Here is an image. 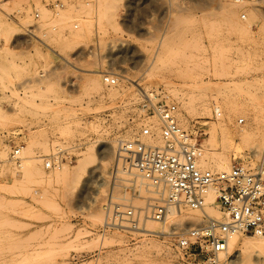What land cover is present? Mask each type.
I'll return each instance as SVG.
<instances>
[{
  "label": "rangeland",
  "instance_id": "obj_1",
  "mask_svg": "<svg viewBox=\"0 0 264 264\" xmlns=\"http://www.w3.org/2000/svg\"><path fill=\"white\" fill-rule=\"evenodd\" d=\"M55 1L64 7L56 11L45 7ZM228 3L235 4L233 0H118L113 9L116 17L111 19V15L110 22L102 16L101 0H0V8L16 14L21 25L31 24L33 12L38 10L39 23L49 32L46 42L73 65L67 67L65 59L36 42L15 46L13 39L20 28L0 14V33L7 24L13 29V33H5L7 36L0 34V111L4 115L0 121V264H188L178 261L168 242L159 237L144 235L134 244L123 232L102 233L103 205L112 199L144 208L145 215L151 203L143 205L144 197L156 199L151 198V194L155 196L151 191L140 193L133 176L138 173H118L116 179L112 173L119 142L131 139L141 122L156 123L140 108L144 94L176 104L185 117L184 128L194 122L203 125L207 134L203 141L211 124L221 119L213 110L215 99L221 104L230 99L244 105L236 114L221 110L232 131H264V0H244L241 7H234L235 15L227 11ZM113 21L123 33L113 31ZM53 27L56 32H51ZM81 28L87 30L81 45H68L74 49L63 50L57 37L69 38ZM104 45H113L111 56ZM94 57L101 61L94 69L102 71L104 67L103 71L123 77L116 87L102 84L98 95L84 98L76 88L84 77L78 69L90 67ZM110 59L115 63H107ZM57 66L60 68L53 70ZM42 69L49 72L44 79L39 78ZM67 76L75 82L73 92L63 85ZM25 81L26 85L22 84ZM58 81L59 89L51 92L52 83ZM20 83L23 86L18 87ZM205 85L211 91L196 101L199 94L195 87ZM226 85L245 91L223 90L217 97L215 89ZM173 90L182 94L175 96ZM190 93L196 101L193 116L183 107V94L188 97ZM200 102L211 106L210 117L203 115ZM131 115H135L133 121ZM240 119L244 123L239 124ZM91 124L97 125V131L90 130ZM35 138L45 140L47 147L32 144ZM105 142L116 145L113 159L105 157L98 162L86 179L88 183L85 181L74 194L62 195L65 182L48 181L59 167L58 154L65 160L60 166L71 168L88 146L100 149ZM261 143L260 151L249 149L238 156L230 153L229 160L250 168L263 167L264 141ZM202 145L204 148V142ZM16 150L20 153L15 155ZM49 161L53 166L47 169ZM28 168L34 169L32 179L26 174ZM190 216L195 215L183 210L176 220ZM205 220L202 216L199 222L188 221L186 228ZM160 226L152 231L163 233V224ZM79 234L83 235L76 241ZM242 236L248 239L252 235ZM238 251L218 259L217 264H233ZM76 257L84 259L75 262ZM191 264L208 263L202 258Z\"/></svg>",
  "mask_w": 264,
  "mask_h": 264
},
{
  "label": "built area",
  "instance_id": "obj_2",
  "mask_svg": "<svg viewBox=\"0 0 264 264\" xmlns=\"http://www.w3.org/2000/svg\"><path fill=\"white\" fill-rule=\"evenodd\" d=\"M237 3L240 0H234ZM47 9H62V3L55 1L45 5ZM7 19L17 22L20 32L14 36L17 47H27L33 42L51 49L59 59L62 56L50 48L47 41L49 32L40 22L38 10L33 12V22L27 25L18 23L14 13H6ZM51 32H56L53 27ZM64 60V59H63ZM67 67L71 62L64 60ZM60 68L54 67L53 70ZM49 72L40 71L39 78L44 79ZM101 83L106 87H116L121 75L113 72H101ZM67 91H73L75 84L72 78L63 83ZM144 94L141 110L156 119V123H142L131 139L119 142L116 161L112 173H138L147 186L152 189L156 199L148 206L146 214L142 209L116 203L108 199L103 205L105 221L102 233L120 231L136 243L141 236H153L164 239L169 244L170 253L180 262L197 263L204 258L208 264H217L218 257L228 248L229 239L236 234L252 235L264 239V170L234 163L228 171H214L201 166L203 156L204 126L194 122L184 128L178 119V107L165 99H158ZM216 115L219 117L220 114ZM135 119L131 115L130 121ZM244 123L240 119L239 124ZM146 139H150L149 141ZM159 139L160 143H156ZM17 151V150H16ZM15 151V155L18 154ZM62 153L58 154L56 163L63 161ZM53 166L47 162V169ZM216 192V206L222 219L207 218L202 223L192 224L187 229L172 227L164 233L146 231L143 219L163 222L170 210L197 211L204 214L207 196ZM84 258H75V262Z\"/></svg>",
  "mask_w": 264,
  "mask_h": 264
},
{
  "label": "bare ground",
  "instance_id": "obj_3",
  "mask_svg": "<svg viewBox=\"0 0 264 264\" xmlns=\"http://www.w3.org/2000/svg\"><path fill=\"white\" fill-rule=\"evenodd\" d=\"M101 1H102V8H103V15L102 16H104L105 19H108L111 22L112 21L111 19H114L116 17V16H114L115 12H114L113 9L115 8V6H117V1L118 0H101ZM234 2H235V4L234 3L233 4H231V3L227 4L228 5V10L227 11L235 15L236 11H235L234 7L235 6L241 7L242 4H244V0H240L238 3L236 1H234ZM111 15H112L113 18L110 17ZM107 16H109V17L106 18ZM242 17L244 18L245 16H242ZM113 24H114V21H113V23L111 25L115 29L113 31L114 32H118V29H119L120 26L117 28L116 26H113ZM115 24H116V22H115ZM116 25H118V23ZM11 28H12V26L9 25V24L2 26V33H0V34L6 35L8 33L7 35H9V32H11V31H12L11 33H13V29L11 30ZM75 28H77V27H75ZM17 30H15L14 32H17ZM119 30H120L119 33H121L123 31L121 28ZM18 32H19V30H18ZM85 32L87 33V30L84 29V28H81L80 30H78V32H75V34H73L69 38H66V37L58 38L59 37L58 36L57 39H58V42L61 45L60 47H62L63 50L65 49V51H66L67 48H68L67 51H72L70 49H74V48H72L73 46L69 48L68 45H70V46L71 45H75L76 47L80 46L81 45L80 42H81V40H83L82 37L84 36ZM58 42H57V40L55 42V43H57L56 44L57 47H59L58 46L59 45ZM124 44H126V43H124ZM6 45H9V44L6 42ZM113 45L111 46L112 48L108 46L109 50L107 49L109 51L108 54L110 56H111L110 53L112 52V49H113ZM8 47H7V49H10ZM104 47L108 48L107 45H104ZM121 47H123V45ZM5 48L6 47L4 46V49ZM62 49L60 48L59 51L64 53V51H62ZM10 51H6V52H10ZM12 51H14V49ZM67 54H69V53H67ZM67 54H64V55H67ZM101 58H102L101 61L102 60L104 61V58L103 57H101ZM130 58H132V57H130ZM66 60H68V59L66 58ZM68 61H70V60H68ZM98 61H100L99 58L98 57H94L93 60L90 61L91 62L90 67L78 69V70H81L84 73V77L83 78L81 77L82 83L80 84V86L77 84L76 88H78L77 92L82 97L84 96V98L85 97H88V98L92 97L93 98L94 96H96L95 94L98 95V93L101 91L102 83H101V80H100V73L101 72H105V69L103 71L104 67H102V71H98V70L93 68L94 66H96L97 63H99ZM64 62L65 61H63V64H64ZM108 62L110 64H112L111 62H113V60L111 61V59H110V60L107 61V63ZM105 63H103V66H104ZM113 63H115V62H113ZM58 65H60V64H58ZM88 66H89V64H88ZM101 66H102V64H101ZM112 66H114V65H112ZM41 71L48 72V70L45 71V69L44 70L42 69ZM63 71H64V69H63ZM63 71L61 70L60 73H62ZM106 72H107V70H106ZM65 75L66 74H64V76ZM60 77H61V75H60ZM37 80H38V77H37ZM26 82L27 81H25V83L22 82V84L26 85ZM37 83H40V79L38 80ZM22 84L21 83L18 84L19 85L18 87H21L20 85H22ZM59 87H60V84H59V81H58V83H56V82L54 84L52 83L50 90H52L51 92H54V91L57 90V88L59 89ZM230 88L231 87H229V85H226L224 88L215 89L217 97H219L221 95L223 90H238V91H241V92L245 91V89H243L242 87H234V89H232V88L230 89ZM195 90H196L197 94H199V96L195 98L196 101H197V99L200 96H201L200 98H202V97L205 98L206 95L208 94V92L211 91L210 87L206 86V85L202 86V87L197 86V87H195ZM172 94L175 95V96H178V95H180L182 93L180 91L173 90ZM190 94H189L190 96H188V97H187L188 94L187 95L183 94V96L185 97V99H184L185 103H184L183 107H184V110H185V112H186V114L188 116H193V114L196 112V108H195L196 107V105H195L196 101H195V99L192 98L194 96V93H193V95H192V93H190ZM200 98L198 99V101L200 100ZM214 102H216V104H215L213 110L216 111L215 113L220 114V118L221 119L217 118L218 119V122H216L217 124H211L212 126L210 125L211 127H209L210 130H209V132H207L208 133V137H207L206 140L203 141L204 144H205V147L203 148L204 149L203 150V156H202V160H201L200 163H201V166L203 168H206V169H211V170H214V171H228L233 166V162H232V160L231 161L229 160L228 155L230 153H232V154L234 153V155L238 156V155L243 154L245 150H249V149H254L257 152L260 151L261 146H262L261 142H262V140L264 141V131H262L261 129H258V128H257V131L248 130V129H245V128L241 129L240 131H232L230 126H229V124L225 120V116L224 117L222 116L223 118L221 117V110L224 109L225 112L229 113V114L230 113L236 114V113L241 112L243 110L244 105L242 103L241 104L237 103L236 101H231L230 99H226L225 101H223L222 104L219 103V101L217 99H215ZM260 102H263V101L260 100ZM260 105H262V104H260ZM200 106H201V110L203 112V115H206V117H210L211 116V112H212V110L210 109L211 106L209 104L205 103V102H200ZM2 119H4V115L0 111V121ZM146 119H147V117H146ZM178 119H179V122H180L181 125L186 124L185 117L182 114H179ZM152 120H154V118ZM255 120H257V119H255ZM142 123L143 122H141V124ZM146 123H147V120H146ZM149 123H150V121H149ZM97 128L98 127H97V125L95 126V124H94V126L93 125L90 126V130L97 131ZM259 138L261 139V142H259L260 141ZM146 140L149 141L150 139H146ZM114 142H117V141L114 140ZM31 143L32 144H37V145L40 144L42 146L44 145V146L47 147V142L45 140H42V139L35 138V139H33L31 141ZM105 143L106 144L102 145L100 147V149L88 146V148H86V150L82 153L81 158L76 162V165L72 166L71 168L68 165H61V166L59 165V167H56V168L54 167L55 168L54 174H53V176H49L48 177L49 178L48 181L51 182V181L54 180L56 183L61 182L63 184L65 182L66 185H64V190L65 189L66 190L65 191L62 190L63 191L62 195H64L63 193H65L64 196H66V197L71 196L72 194L75 193V191H77L85 183L86 179L90 176V174L93 173V170L98 165V162L103 161V159H105V157L108 158V160H110L111 157L113 159V157H114L113 154L115 153L116 145L112 144V142H111V144L110 143L107 144L108 142H105ZM156 143H160V140L157 139ZM116 144H118V143H116ZM91 146H93V145H91ZM202 147H203V145H202ZM16 153L19 154L20 150H17ZM102 155H104V157ZM105 162H104L105 165L107 163H109L108 161H105ZM108 165H106V166H108ZM262 166H263L262 169L264 170V165H262ZM33 170H34L33 168H28L26 170V174L30 178H31V176L33 178V174H34ZM134 173H132V175ZM133 176H135V179H136V181H135L136 182V186H137V181H138V185H139L141 194H143L145 190L149 191V192L150 191L152 192V190H150V188L147 186V183L144 182V180L141 178L140 175L137 174V176H136V174H134ZM139 178H141V179H139ZM71 181H73V182H71ZM86 183H88V182L86 181ZM65 186H66V188H65ZM154 197H156V196L152 197V194H151V198L153 199ZM116 198L119 199V197H116ZM120 198L122 200V197H120ZM144 199L145 200L142 203L143 205L144 204L148 205V203L149 204L152 203V201L150 199V196L149 197L146 196V197H144ZM125 200H126V197H125ZM215 201H216V192L215 191H211L208 194V196H207V205H206V207H205V209L203 211L204 214H202L201 212L188 210L190 212H193L195 216H192V217L190 216L186 220L185 219L183 220L182 218L180 220H178V219L176 220V216L181 215L182 211L178 212V211H175L174 209H172V210H170V213L166 216V218H165V220L163 222H156V221H152L150 219H146V220L144 219L145 223L143 222V224L145 226V229L147 228L146 231H148V232H155V231H152V229L156 230L158 227L161 228L160 225L163 224V228L162 229L164 231L162 229L161 230L164 233V232H168V231L172 230V227L179 228V229H187L186 227H187V222L188 221L199 222V221H201L202 216L203 217H207V218L209 217V218H213V219L219 220V219H222L223 216L220 213V211L218 210ZM95 203H96V201L94 202V204ZM145 208H146V206H145ZM142 209L144 210V208H142ZM148 228H150V229H148ZM120 233H122V232H120ZM80 235L82 236L83 234L77 235L76 238H75L76 241H79L81 239ZM247 237H250V236H247ZM238 249H240V252L238 251ZM235 251H238L240 253V255L235 257L236 260L233 262V264H264V239L263 238L255 237V236H254V238H252V236H251V238L243 239L242 234L233 235L229 239L227 250L224 253H221L219 255L218 259L219 260H223L228 255H232V254L234 255ZM144 264H149V263H144Z\"/></svg>",
  "mask_w": 264,
  "mask_h": 264
}]
</instances>
